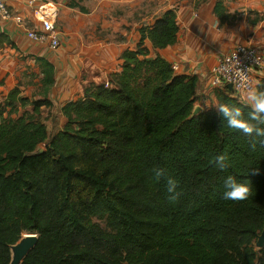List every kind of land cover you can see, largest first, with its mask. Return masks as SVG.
<instances>
[{
    "label": "trees",
    "instance_id": "obj_1",
    "mask_svg": "<svg viewBox=\"0 0 264 264\" xmlns=\"http://www.w3.org/2000/svg\"><path fill=\"white\" fill-rule=\"evenodd\" d=\"M214 13L230 16L222 0ZM138 30L121 70L61 106L65 123L53 134L42 113L53 107L48 99L30 100L15 88L0 102V264H10L11 245L28 233L38 242L22 264H264V246L256 247L264 230V148L253 151L218 109L193 116L198 76L149 56L146 40L154 49L176 44V10ZM40 62L47 95L55 68ZM256 91L264 92V80ZM214 94L248 119L249 104L228 89ZM222 154L226 170L214 161ZM156 169L179 181L177 200L169 199L166 179L155 180ZM228 176L249 182L252 197L225 200Z\"/></svg>",
    "mask_w": 264,
    "mask_h": 264
},
{
    "label": "crops",
    "instance_id": "obj_2",
    "mask_svg": "<svg viewBox=\"0 0 264 264\" xmlns=\"http://www.w3.org/2000/svg\"><path fill=\"white\" fill-rule=\"evenodd\" d=\"M44 1L50 4L52 13L56 11L53 17L60 47L54 50L47 43L35 42L28 38L25 28L9 20H0V102L15 88L30 100L48 99L53 104L52 112L55 109L53 115H59L61 128L65 118L58 109L82 97L86 86L108 84L111 74L121 70L123 51L136 49L141 37L138 29L146 25V18L133 27L131 19L110 15L107 23L105 19L102 21L113 27V35L102 37L96 33L101 22L98 13L102 10L112 12L120 3L130 4L133 0H98L96 3L95 0H78V8L68 5L67 0ZM8 4L22 16L27 29L41 28L28 0H9ZM215 4L216 0L191 2L176 10L179 27L176 44L154 49L149 40L145 41L150 57L164 58L176 67L174 71L179 75L198 76L197 97L202 109H207L211 101L217 109L214 93L218 88L210 85V76L221 55L239 44L264 48V0H226L227 12L231 16L239 12L241 15L231 26L221 24L214 13ZM251 12L259 14L258 22H253L254 17L249 18ZM40 60L50 62L55 68V83L47 95L43 92ZM25 78L29 82L24 81ZM239 99L248 104L246 97ZM53 115L46 118L48 123Z\"/></svg>",
    "mask_w": 264,
    "mask_h": 264
},
{
    "label": "built area",
    "instance_id": "obj_3",
    "mask_svg": "<svg viewBox=\"0 0 264 264\" xmlns=\"http://www.w3.org/2000/svg\"><path fill=\"white\" fill-rule=\"evenodd\" d=\"M9 0H0V20H9L17 26L26 29L29 39L47 43L51 49L60 47L58 29L48 5L44 0H28L34 7V14L41 22L39 30H30L25 26L22 16L14 11L8 4ZM175 70L176 67L172 66ZM244 70L247 81H241L239 71ZM264 80V48H259L251 44H239L232 51L219 57L216 67L213 68L210 76V85L213 88L227 89V85H232L235 97H246L249 88L257 90V86Z\"/></svg>",
    "mask_w": 264,
    "mask_h": 264
},
{
    "label": "clouds",
    "instance_id": "obj_4",
    "mask_svg": "<svg viewBox=\"0 0 264 264\" xmlns=\"http://www.w3.org/2000/svg\"><path fill=\"white\" fill-rule=\"evenodd\" d=\"M239 77L241 81H247V76L242 69L239 71ZM246 99L251 108L248 119H244L241 108L234 104L221 103L215 107L222 115L223 122H226L228 128L242 132L245 136L249 137L250 147L255 151L258 145L264 148V92H257L255 89L249 88ZM214 161L216 167L221 170H226L229 167L226 155L216 156L214 157ZM154 178L157 181L166 179L170 200L175 201L182 195V192L178 191L179 181L167 175L165 169L154 170ZM223 187L225 189L223 193L225 200L245 201L253 195L249 182H238L232 176H228L224 180Z\"/></svg>",
    "mask_w": 264,
    "mask_h": 264
},
{
    "label": "rangeland",
    "instance_id": "obj_5",
    "mask_svg": "<svg viewBox=\"0 0 264 264\" xmlns=\"http://www.w3.org/2000/svg\"><path fill=\"white\" fill-rule=\"evenodd\" d=\"M72 1L78 2V0H67V2L69 3L68 5H70V3ZM79 1L85 2V1H89V0H79ZM123 1H125V0H123ZM128 1H130V0H128ZM203 1H208V0H133V2H130V4H129V2L126 4H123L124 2H122L118 6L115 5L117 8L112 12L102 10L98 13L97 18H99L101 22L99 21L100 25L98 26L96 33L102 37H111L113 35V33H111V31L113 30V27H110L109 25L104 24V22L102 21V19H105V22H106V20L109 21L110 15L116 16V18H118V19L120 17L124 18V19L125 18L131 19L133 27H135V25L138 24L142 20V18H146V25H143V26H150L152 23H154L156 18L160 17L162 15V13L165 12L166 10H168V8H170V7H172L170 9L178 10L185 5L191 4V2L192 3L193 2L201 3ZM222 1L224 3L226 0H222ZM94 2L96 3V2H98V0L97 1L95 0ZM78 7L79 6H77L76 8H78ZM55 13H56V11H55ZM239 14H240V12L237 14H232V16L230 15L228 18H226L223 21L220 20L221 24L223 26L233 25V23H235V20L238 19L237 17L241 16ZM249 14H250L249 18L254 17L255 19L259 15L258 13H253V12H251ZM142 24H143V22H142ZM120 32H123L122 28L120 29ZM117 36H118V33H117ZM117 39H118V37H117ZM24 81L29 82V79L25 78ZM199 102L200 101L197 100L195 106H199L200 105ZM213 107H214L213 102L212 101L209 102L207 109L208 108L214 109ZM31 110H32L31 104L27 105L25 108L22 107L19 109L20 113H24L25 111H31ZM204 110H206V109H203L202 111H204ZM52 111H53V107H50V108L48 106L42 107V113H43L44 118H49V116L51 114L53 115V113L55 112V109H54V112H52ZM58 119H59V115L56 116V120L54 118V120H52L48 124V127H49L51 134L56 132L59 128Z\"/></svg>",
    "mask_w": 264,
    "mask_h": 264
},
{
    "label": "water",
    "instance_id": "obj_6",
    "mask_svg": "<svg viewBox=\"0 0 264 264\" xmlns=\"http://www.w3.org/2000/svg\"><path fill=\"white\" fill-rule=\"evenodd\" d=\"M229 91H233L232 85H227ZM201 106H195L193 116L202 112ZM39 152H42L40 149ZM38 242V236L36 234H25L15 244L11 245V261L10 264H22L27 255L34 249ZM256 246L261 248L264 246V230L259 236Z\"/></svg>",
    "mask_w": 264,
    "mask_h": 264
}]
</instances>
